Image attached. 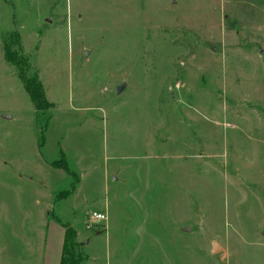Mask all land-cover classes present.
I'll return each instance as SVG.
<instances>
[{
	"label": "rangeland",
	"instance_id": "1",
	"mask_svg": "<svg viewBox=\"0 0 264 264\" xmlns=\"http://www.w3.org/2000/svg\"><path fill=\"white\" fill-rule=\"evenodd\" d=\"M64 226L82 264H264V0H0V264Z\"/></svg>",
	"mask_w": 264,
	"mask_h": 264
},
{
	"label": "trees",
	"instance_id": "2",
	"mask_svg": "<svg viewBox=\"0 0 264 264\" xmlns=\"http://www.w3.org/2000/svg\"><path fill=\"white\" fill-rule=\"evenodd\" d=\"M3 58L17 70V75L33 103L34 110H45L50 107L36 69L30 68L28 57L23 54L20 37L17 32L1 35ZM76 232L70 226L63 227V244L59 264H82L83 257L76 248Z\"/></svg>",
	"mask_w": 264,
	"mask_h": 264
},
{
	"label": "built area",
	"instance_id": "3",
	"mask_svg": "<svg viewBox=\"0 0 264 264\" xmlns=\"http://www.w3.org/2000/svg\"><path fill=\"white\" fill-rule=\"evenodd\" d=\"M102 220H106V214L101 211H93L89 217V222L86 224L87 228H89L92 223H97Z\"/></svg>",
	"mask_w": 264,
	"mask_h": 264
},
{
	"label": "crops",
	"instance_id": "4",
	"mask_svg": "<svg viewBox=\"0 0 264 264\" xmlns=\"http://www.w3.org/2000/svg\"><path fill=\"white\" fill-rule=\"evenodd\" d=\"M62 244H63V238H62V242L59 244L58 250L55 252V255L50 259V261L52 260V264H59L60 261V256H61V250H62ZM44 264H49V260L45 259Z\"/></svg>",
	"mask_w": 264,
	"mask_h": 264
},
{
	"label": "water",
	"instance_id": "5",
	"mask_svg": "<svg viewBox=\"0 0 264 264\" xmlns=\"http://www.w3.org/2000/svg\"><path fill=\"white\" fill-rule=\"evenodd\" d=\"M121 88H122V86H117L116 87V92L119 93L121 91ZM183 230L187 231L188 228H184ZM218 250H219V248H218L217 244L216 243H212V250H211L212 253H216V252H218Z\"/></svg>",
	"mask_w": 264,
	"mask_h": 264
}]
</instances>
